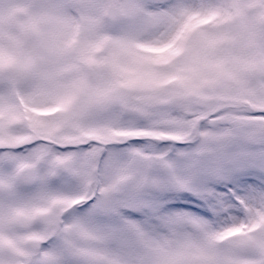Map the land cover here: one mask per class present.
I'll use <instances>...</instances> for the list:
<instances>
[{
    "label": "snow or ice",
    "instance_id": "snow-or-ice-1",
    "mask_svg": "<svg viewBox=\"0 0 264 264\" xmlns=\"http://www.w3.org/2000/svg\"><path fill=\"white\" fill-rule=\"evenodd\" d=\"M0 264H264V0H0Z\"/></svg>",
    "mask_w": 264,
    "mask_h": 264
}]
</instances>
